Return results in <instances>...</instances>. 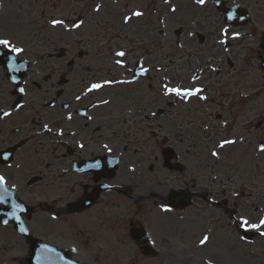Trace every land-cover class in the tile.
I'll return each instance as SVG.
<instances>
[{
	"label": "flooded vegetation",
	"instance_id": "obj_1",
	"mask_svg": "<svg viewBox=\"0 0 264 264\" xmlns=\"http://www.w3.org/2000/svg\"><path fill=\"white\" fill-rule=\"evenodd\" d=\"M13 1L0 0V7ZM210 1L211 3H206L203 8L195 5V21L186 22L183 33L180 37H175V47H179L177 41L179 44H184L180 51L174 48L172 51L171 48L172 36L169 27L171 14L167 11L168 6L163 3L158 5L150 3L143 10L144 18L134 21L130 28L121 22L122 15L130 10L127 7L119 9L118 49L130 51L131 54L125 57V60L134 61L127 62L130 67L135 66L136 60L143 58L144 65L152 70L147 76L138 77L134 84L116 85L99 93L84 96L80 101L75 100V95L81 93L86 83L101 78L132 79V74L118 70L115 65L111 67L112 63L107 60V54L112 55V52L99 50L92 53V50L101 46V37L94 36L93 40L88 41L87 44L91 45L87 47L91 50L85 52L79 50L77 58L74 57V45H65V50L57 51L58 47H55L53 51H45L42 59L43 70L39 74L41 83L38 84L37 81L31 83L39 89L46 87L45 95L48 99L42 103L45 107L47 102L54 103L52 122L64 128L65 135L69 137L68 142H80L84 139L81 141L84 143L86 137H92V144L89 145L93 147H85L84 150L70 147L66 153V146L49 141V146L42 145L39 149L26 146L17 156L18 163L23 165L17 173L23 178L26 173L37 176L49 167L45 175H39L41 184L38 188L46 185L47 188H63L66 185L70 187L68 198L71 199H74L77 193L74 190L75 186L89 193L90 184L87 181H94L96 188L102 184H109L110 191L127 187L133 205L143 201V205L139 206L141 210L144 209L145 200L151 204L152 199L156 197L155 190L165 193L160 197L164 200H167L171 193L176 194L177 190L187 192L192 195L194 203L208 201L206 194L216 192V198L220 199L216 204L225 205L228 211L229 198L219 195V185L210 183L208 174L216 176L219 173L221 181L226 179L225 174H227L231 177V184L226 186L235 188L236 185L249 184L245 180L248 176L244 172L250 168L251 154L259 158L260 162L255 163L256 165L260 166L264 163V160L260 159L262 153H257L254 148V143L258 142L259 134L264 128V116L258 115L263 120L256 126L251 123V112L254 107L259 105L264 108V4L261 5L255 0H224V3H218L217 0ZM235 6L248 9L251 13L248 22H243L240 17L236 24L225 20L226 16L222 9ZM177 7L180 9L179 12L187 9L184 4H177ZM5 17L0 18L3 20ZM161 18L164 19L166 27L158 24ZM225 24L230 26V33L247 34L239 41L229 40L231 47L228 54H225L222 46L217 43L219 30ZM161 27H164L167 36L159 35L158 29ZM189 29L194 30L197 35L186 40ZM2 35L0 33V36ZM46 36L48 39L57 37L51 33H47ZM187 48L194 51H186ZM69 57L76 59L71 71L66 62ZM3 58L0 56V59ZM171 58L191 61L194 67L188 68L182 65L178 69L171 70L161 64L157 68L163 69L162 71L154 70L155 59ZM82 59H85L84 62ZM213 66L220 71L211 72L210 68ZM0 67L5 80L9 81L6 71L2 66ZM29 67H31L30 62ZM89 68L91 71L86 70ZM193 75L200 76L198 84L207 90L206 94L211 103L199 102L193 97L186 104L178 99L173 101L174 97L168 98L162 95L161 85L165 77L172 85L191 87ZM9 93L6 88L0 90V108L4 110L8 109ZM105 98L112 103L100 105L98 108L91 107L93 102L99 103ZM64 104L70 107L65 108ZM152 111L157 113L156 117L151 116ZM69 112L73 114L72 121L64 119ZM87 116H92L93 120L88 121ZM18 117L23 125L28 123L25 122L27 118L23 109L18 113ZM31 120L33 127H25L20 136L13 134L9 128L0 127V137L11 141L27 136L33 132L34 126L41 123L40 117ZM224 120L228 121L231 131L226 132L221 126ZM205 122L210 128L207 136L200 131ZM159 124L164 125L163 129L158 126ZM149 125L159 133L155 139L152 138ZM97 128L99 131L96 130ZM71 132H76L77 136L71 137L69 135ZM165 132L170 136L167 143L162 141ZM173 132L176 135H172ZM225 135L231 137L243 135L245 143L237 145L227 153L226 159L213 164L208 156V148L213 141ZM106 142L113 148L111 154L101 148ZM133 149H139V154H135ZM45 157L50 158L51 162L46 163ZM96 158L100 159L103 165L101 178H97L93 169L76 171L79 168H86L87 163ZM152 163L155 164V170L149 171ZM131 166H136L135 174L129 173L128 168ZM61 168L68 170L69 173L63 181L54 183L55 178L50 174ZM193 179L195 186L192 183ZM100 180L105 181L103 183ZM96 188L91 193L93 197H96ZM121 193L127 192L121 190ZM99 199L100 193L96 201Z\"/></svg>",
	"mask_w": 264,
	"mask_h": 264
},
{
	"label": "snow or ice",
	"instance_id": "obj_2",
	"mask_svg": "<svg viewBox=\"0 0 264 264\" xmlns=\"http://www.w3.org/2000/svg\"><path fill=\"white\" fill-rule=\"evenodd\" d=\"M83 2V0H81ZM218 2V0H217ZM193 3L197 6H200L203 8L207 0H193ZM163 4L168 6L167 11L168 13L172 14L173 18L180 9L177 7L176 4L172 2V0H163ZM57 6L54 4L53 8L55 9ZM103 8V4L99 2H95L93 0V6L91 7V12L95 14H100ZM71 14H66L61 17H57L55 14L48 17L46 20V27L54 32H59L61 34H67L72 36H78L80 32H82L87 26L88 22L84 18L83 15L75 14L71 15V18H69ZM145 12L142 10H133L128 13H125L121 17V22L124 26L131 27L132 23L134 21H138L142 18H144ZM236 19V16L234 14H228L225 17V20H234ZM159 25H165L164 19L158 20ZM164 27H161L158 29L160 36H167V32L164 30ZM229 25L225 24L220 30H219V38L217 40V43L222 46V50L225 54H228L230 52V45L229 40L233 41H239L242 36L247 35L246 33H240V32H229ZM181 31H183V28H181ZM197 33L189 29L186 33V40L188 38L195 37ZM79 42V41H77ZM180 48L184 47V44H179V41H177ZM162 48V46H161ZM22 53H26V49L23 46H19L17 43L13 41L10 37H4L0 36V56H6L7 57V67L11 69L12 71H19L20 68L23 67V64L17 65L16 60L20 57ZM131 54L130 51H126L123 49L120 50H112V60L113 64L116 66L118 70H124L127 72H130L132 74V79H124V78H101L98 80H95V82L86 83L84 88L82 89L80 94L75 95V100L80 101L82 97L88 96L89 94H96L99 93L101 90L112 88L116 85H131L137 82L138 77H145L149 74V72L152 70L149 67L144 66V59L140 58L135 61V66L130 67L125 60V57L127 55ZM67 65L68 69L72 70V65L76 64V59L74 57H69L67 59ZM87 71H91V69H86ZM156 72H160L163 69L161 68H155ZM211 72L217 73L220 71L217 67H211ZM49 79H51V76H49ZM13 80H15V77H13ZM200 80L199 75H193L191 77V87H182L180 84H177L175 86H171V81L168 80L167 77H165L164 82L161 85V92L164 97L168 98H176L180 101H183L184 103H189L193 97L196 98L199 102H205V103H211L209 96L206 94V89L198 84V81ZM52 87H55V85H50ZM19 92L22 94H27L25 88L21 87L19 88ZM112 101L105 98L99 103L93 102L91 107L92 108H98L100 105H110ZM25 105L21 103H16L11 110H4L3 108H0V120H4L5 118H9L12 116L13 111L19 112L20 110L24 109ZM43 107V106H42ZM48 108H54L55 105L53 102H47ZM63 107L69 108L70 105L64 104ZM77 114H79V110H77ZM151 116L156 117L157 113L155 111H152ZM37 115H39V110H37ZM66 121H72L73 120V114L69 112L67 116L64 118ZM86 119L88 121H92V116H87ZM161 129H163L164 125L159 124L158 125ZM226 132L231 131V128L229 126V123L227 120L223 121V124L221 125ZM53 128L56 129L55 132H53ZM149 131L152 132V138H156L159 136V133L155 132L153 130V126H148ZM42 132L49 134L52 136L56 143L58 144H64V137H65V130L63 127H61L58 123H53L51 126L49 123H42L41 124ZM99 131V128L96 129ZM209 126H207V122H205L204 125L201 126L200 131L207 136L209 133ZM34 135H40V133H33ZM71 137H76V132L69 133ZM172 135H176V133H172ZM168 139H170V136L167 132L164 133L162 137L163 143H167ZM181 143H183L182 136L180 137ZM27 142V141H25ZM158 143H160L158 141ZM245 143V137L243 135H238L235 137L231 136H222L215 141L212 142V145L210 148H208V156L211 158L213 164H218L222 159L227 158V153L231 152L237 145H242ZM76 148L79 150H84L86 147V144L83 142L77 141L75 144ZM162 147V143L160 144ZM101 148L106 152L111 154L113 152V148L109 146V143H103L101 145ZM126 150V149H125ZM135 154H139V149H133ZM257 153H264V141H260L258 143L257 147ZM3 159L8 160L9 155L3 154ZM12 165L9 164L8 167H11ZM31 166V165H30ZM15 167L17 169H21L23 165L21 163H16ZM103 167L100 159L96 158L93 159L92 162L87 163L86 168H79L76 169V171L83 172L86 169H100ZM258 167V165H257ZM149 171L155 170V164L152 163L149 166ZM129 173L135 174L137 172L136 166H131L128 168ZM226 175V179L221 181L219 177V173L216 176H213L211 173L208 174V180L210 183H215L219 185V195L227 198L232 199L233 201L240 200L244 193L243 189L237 190L236 188H230L226 185L231 184V177ZM193 185L195 186V180L192 181ZM103 187L110 189V185H103ZM17 185L12 184L11 188L8 187V178L0 174V205H10L11 207V215L10 218L20 223V217L17 215V213H23L26 211V207L22 203H16L12 199V192L16 190ZM251 195V194H249ZM206 198H208L213 204L218 203V200L216 198V192H208L206 194ZM239 204H234V207H239ZM250 207L254 208L257 213H264V209H261L258 205L252 204ZM159 211L161 213L170 214L173 213V208L167 204V203H161L158 205ZM5 215H8V213H5ZM179 219L183 220L184 217H179ZM230 219L232 220V224L235 227V229L239 233V240L244 241L245 243H248L245 234L248 232H255L257 235L264 239V215H258L255 222L249 219L248 216L241 215L239 213L230 214ZM52 221H58L59 220V213L54 212L51 215ZM9 223L8 219L3 220V224L7 225ZM19 231L21 233H27V228L23 226L22 223H20ZM210 232V230H209ZM212 237L208 232L202 235V237L198 240V246L199 247H206L211 243ZM77 245L80 246H86L82 245L79 240L75 242ZM153 245L155 244V241H152ZM42 252H51L53 249L48 248L46 245L41 246ZM80 247L73 246L71 248V252L73 253H79ZM40 260V256L37 255V261ZM72 264H79L78 260L72 261ZM206 264H213L212 260L209 259L206 261Z\"/></svg>",
	"mask_w": 264,
	"mask_h": 264
},
{
	"label": "rangeland",
	"instance_id": "obj_3",
	"mask_svg": "<svg viewBox=\"0 0 264 264\" xmlns=\"http://www.w3.org/2000/svg\"><path fill=\"white\" fill-rule=\"evenodd\" d=\"M122 1V0H121ZM123 2H124V0H123ZM116 6V5H115ZM111 11V18H110V20L112 21V22H115V20H114V11L113 10H110ZM108 14H110V12L108 13ZM34 145L35 144H37V143H33ZM215 244V243H214ZM213 244V245H214ZM205 249V248H204ZM116 252H118V249H116L115 250ZM92 252V251H91ZM91 252H89V253H86V255H88L89 256V258H91V259H94V261H92V262H95L96 264H104L105 263V261H107V258L108 257H95V254L94 253H91ZM201 253L202 254H205L206 253V251H201ZM162 254H165V255H167L168 257H169V255H168V252H163ZM137 255V254H136ZM234 263L233 264H244V259H243V254H242V252H235L234 253ZM170 258V257H169ZM140 259V257L138 256L137 257V260L135 261V262H133V264H150V263H143L142 261H139L138 263H136L138 260ZM174 259H176V258H174ZM9 263L10 264H13V261L12 260H10L9 261ZM111 264H115V262H112ZM156 264V263H155Z\"/></svg>",
	"mask_w": 264,
	"mask_h": 264
}]
</instances>
